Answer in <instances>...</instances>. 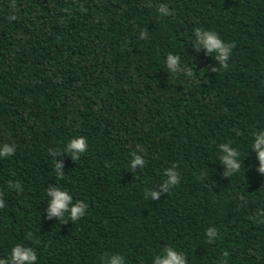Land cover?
Masks as SVG:
<instances>
[{
	"label": "trees",
	"instance_id": "trees-1",
	"mask_svg": "<svg viewBox=\"0 0 264 264\" xmlns=\"http://www.w3.org/2000/svg\"><path fill=\"white\" fill-rule=\"evenodd\" d=\"M195 29L233 44L229 59L194 47ZM262 129L264 0H0V147L15 146L0 159V259L21 244L37 264L116 253L152 264L172 246L188 264H264V174L250 149ZM76 136L87 150L56 157L58 179L50 152ZM222 143L240 153L231 176ZM133 152L146 161L135 172ZM166 169L181 177L169 192ZM55 185L87 204L82 218H48Z\"/></svg>",
	"mask_w": 264,
	"mask_h": 264
},
{
	"label": "clouds",
	"instance_id": "clouds-1",
	"mask_svg": "<svg viewBox=\"0 0 264 264\" xmlns=\"http://www.w3.org/2000/svg\"><path fill=\"white\" fill-rule=\"evenodd\" d=\"M158 13L160 16H168L171 14L166 5H161L158 8ZM10 19H15V17H10ZM144 35L145 33L141 32V40L144 39ZM194 35V47L197 49L202 47L206 55L214 56V58L221 62H226L231 56V49L234 45L223 43L216 32L195 29ZM180 59L181 57L179 55L172 53L167 54L163 61L166 71H169L173 75L177 74ZM225 67H227L226 64ZM187 75H191V73H187ZM87 147L86 138L83 136H76L68 140L62 150L50 152L54 159V171L58 179L63 178L64 175L62 165L58 162L56 157L63 153L71 156L73 160L76 161L86 152ZM137 149L143 151L139 145H137ZM250 149L256 154L255 159L259 163L258 172L264 174V129L251 133ZM14 152V145L3 144V146L0 147V159L8 158L14 155ZM239 155L240 153L236 148L230 149L226 143L220 145L219 158L221 164L228 169L225 173L226 176L234 175L240 171ZM145 164V159L136 152H133L128 167L131 172H135L137 168H144ZM173 168H176V165H173ZM164 177L165 179L161 183V188L164 192H169L170 189L177 186L181 179L180 173L171 169H166L164 171ZM8 187L10 189H15L18 193L22 191L18 183H10ZM45 194L47 197V216L49 219L56 217L58 220L65 221V218L68 217L72 220H78L86 214L87 204L79 200L73 202L72 195L59 185L50 186ZM159 195L160 193L156 191H149L146 193V197L151 200H156ZM3 206V200L0 199V208ZM261 215L264 216V213H261ZM205 236L207 237V243L211 244L219 238L218 230L215 227H209L205 231ZM227 256L228 253L225 252L224 257L226 258ZM0 264H37V254L30 247L16 244L11 249L8 258L0 259ZM102 264H126V260L123 255L116 253L102 258ZM152 264H188V259L183 251H179L172 246H166L159 254L153 257Z\"/></svg>",
	"mask_w": 264,
	"mask_h": 264
}]
</instances>
